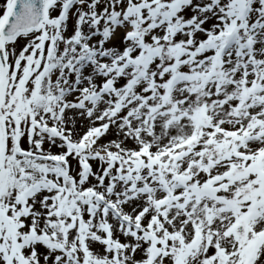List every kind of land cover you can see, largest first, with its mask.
Instances as JSON below:
<instances>
[{"label":"snow or ice","instance_id":"6c2138e0","mask_svg":"<svg viewBox=\"0 0 264 264\" xmlns=\"http://www.w3.org/2000/svg\"><path fill=\"white\" fill-rule=\"evenodd\" d=\"M0 264H264V0H0Z\"/></svg>","mask_w":264,"mask_h":264}]
</instances>
